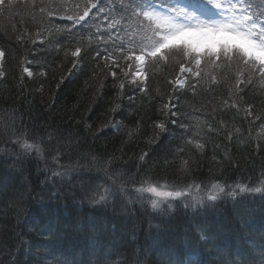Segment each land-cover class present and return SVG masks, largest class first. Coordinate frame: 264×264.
Masks as SVG:
<instances>
[{
  "label": "trees",
  "instance_id": "trees-1",
  "mask_svg": "<svg viewBox=\"0 0 264 264\" xmlns=\"http://www.w3.org/2000/svg\"><path fill=\"white\" fill-rule=\"evenodd\" d=\"M85 2L25 0L11 13L0 0V264H160L162 252L182 264H261L260 194L206 202L193 190L182 204L153 209L134 191L141 180L232 188L264 179L259 73L222 59L204 82L190 73L175 90L170 82L186 58L173 51L167 61L147 57L145 79L132 84V70L124 75L115 65L140 53L142 38L127 42L122 28L107 27L106 15L136 19L123 7L129 0H96L87 22L73 24L67 16ZM97 26L106 33L98 37L103 42L96 47L85 40L90 50L77 61L74 46ZM106 55L117 61H108L110 69ZM161 122L166 131L155 127ZM22 134L31 143L38 139L39 154L21 155ZM97 187L113 193L106 204L86 198Z\"/></svg>",
  "mask_w": 264,
  "mask_h": 264
},
{
  "label": "snow or ice",
  "instance_id": "snow-or-ice-1",
  "mask_svg": "<svg viewBox=\"0 0 264 264\" xmlns=\"http://www.w3.org/2000/svg\"><path fill=\"white\" fill-rule=\"evenodd\" d=\"M2 7V5H0ZM99 7L96 0H86L83 9L77 4L75 5L76 14L67 16L73 24L87 22L92 9ZM125 11H130L132 16L136 18L137 26L142 33L141 47L138 55H127L126 59H134L139 64L145 62L146 57H151L153 60L169 59V53L180 51L185 58H188L190 64H194L197 71L193 72L191 67L185 68L183 64L180 66L181 73L189 72L192 75L199 77L201 75L199 68L202 61L216 64L217 61H232L243 62V64L254 72L259 73V77L264 81V0H129L127 5L123 6ZM107 27L114 29L120 22L115 20L110 14ZM66 30V29H65ZM106 33L97 26L96 32H90L85 38L81 36L79 42L74 46L71 56L77 61L83 55H87L89 47L95 45L98 47L102 37ZM85 40L88 46H85ZM67 55V53L65 54ZM97 55H100L97 52ZM5 51L0 50V61L3 60ZM105 67L111 68V64H116L117 61L111 55H106ZM111 61V64L108 63ZM76 63H73V68ZM29 77L33 75L27 67L23 69ZM3 72L0 71V76ZM110 75L114 81L116 72L111 71ZM144 74L138 68L133 75L132 84H137L138 81L144 80ZM251 81V76H249ZM243 83V81H239ZM175 90L181 89L186 81L180 78L170 82ZM142 88L143 84L140 85ZM124 83L118 84V89L123 90ZM145 90H147L145 88ZM120 107L115 106L113 111ZM164 109L168 110L170 115H176L173 112L169 103L164 104ZM251 115V111L246 112ZM161 132L166 131V124L161 122L155 125ZM239 131V130H237ZM229 138L230 134H229ZM33 142L29 143L28 139L21 138L17 144L21 148V155L27 156L35 151L37 154L41 152L39 141L36 137H32ZM192 143V141H187ZM195 147L201 152L204 151V144L196 143ZM146 154L140 156V160L144 161ZM188 161H184L187 164ZM189 169L184 168L187 172ZM206 191V202H214L219 198L221 193L225 192L223 186L219 183H211L208 186L197 185H161L159 182H150L141 180L140 186L134 191L138 194L141 201H150L153 209L159 205L168 203L172 200L184 198L188 199L192 191ZM121 191H127L121 187ZM88 192H91L89 195ZM239 193H256L260 194L264 199V181L259 187H249L242 184H237L230 188L228 195L235 197ZM113 193L110 189L105 188L103 191L97 187L95 190H87L86 198L90 203L106 204L108 197ZM203 231V230H201ZM203 238V236L201 237ZM165 259L160 261V264H182L181 261L173 259L171 253L162 252ZM57 264H67L66 261H58ZM85 264V262H80ZM221 264H237L236 261L222 259ZM264 264V259L261 260Z\"/></svg>",
  "mask_w": 264,
  "mask_h": 264
},
{
  "label": "rangeland",
  "instance_id": "rangeland-1",
  "mask_svg": "<svg viewBox=\"0 0 264 264\" xmlns=\"http://www.w3.org/2000/svg\"><path fill=\"white\" fill-rule=\"evenodd\" d=\"M23 1H25V0H7V6H8L9 12L12 13V12L15 11V9L21 7L22 5H18L17 3H22ZM117 21L120 22L117 26L120 27V28H122L126 33H128L127 34V37H128L127 38V42L129 41V42L133 43V42H135V40L138 41L139 39L142 38V33H140L139 30H135L136 23H137L136 19L130 20V21H120V20H117ZM105 29L107 30V27H105ZM138 54H140V53H138ZM138 54H131V55L134 56V55H138ZM175 54H177V53H175ZM146 58H145V60H146ZM232 61L234 62V66L237 67V69L244 68L243 62H239L238 63V62H236L235 58ZM232 61H226L225 63L227 65L228 63H230ZM185 63L187 64V66H186V64H184V67L185 68H189V66H193L194 67L193 68V71L194 72L197 71V69L195 68L194 64H190L189 63L188 58L185 59ZM212 65L213 64L207 63L206 60L202 61L201 65H200V68H199V71H200L201 75L198 77V78H201V81L202 82H204V80L206 78H208L209 76H211V73L213 72V70L211 69ZM144 66H145V62L143 64H139L134 59L129 60V59H126V58H125V60L123 61L122 64L115 65L116 69L117 68H120L121 73L124 74V75H127L128 73H131V70H132V73H131L132 74V79H133L134 73L137 71L138 68L143 73ZM247 71H248V74L249 75H251V74L254 73V70H251L250 72H249V70H247ZM187 74H190V73L187 72V71L181 73V71L179 69V71H178L179 77L178 78L184 80V76L187 75ZM29 143H31V142H29ZM102 176L103 177H106L103 174H102ZM262 181H264V179H262L260 182H258V184L255 187H259L261 185V182ZM125 183H127L129 185H134L133 179H131V178H127V180L125 181ZM246 186H248V185H246ZM224 189H225V192L224 193H221L220 194V197L233 198V196H230V195L227 194L230 188H224ZM201 194H203L204 196H206V191L205 192H201ZM255 194L256 193H239L235 197H237V196H254ZM136 195H138V194L136 193ZM192 195H193V192H192L191 196L189 197V199L192 197ZM180 200H182V198L172 200V201L168 202L167 205L168 206H173L177 202L179 204H182V202ZM161 205H159V206H161Z\"/></svg>",
  "mask_w": 264,
  "mask_h": 264
}]
</instances>
